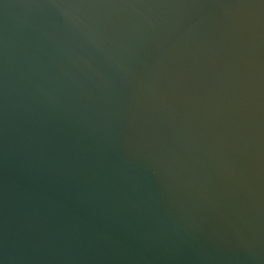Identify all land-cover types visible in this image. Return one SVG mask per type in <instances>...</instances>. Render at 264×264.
Here are the masks:
<instances>
[{
  "label": "water",
  "instance_id": "1",
  "mask_svg": "<svg viewBox=\"0 0 264 264\" xmlns=\"http://www.w3.org/2000/svg\"><path fill=\"white\" fill-rule=\"evenodd\" d=\"M0 264H264V0H0Z\"/></svg>",
  "mask_w": 264,
  "mask_h": 264
}]
</instances>
